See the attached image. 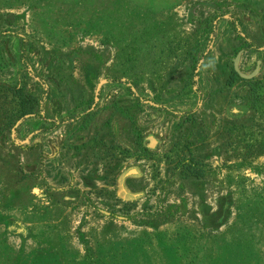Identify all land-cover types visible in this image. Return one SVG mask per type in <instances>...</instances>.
<instances>
[{"label":"rangeland","instance_id":"1","mask_svg":"<svg viewBox=\"0 0 264 264\" xmlns=\"http://www.w3.org/2000/svg\"><path fill=\"white\" fill-rule=\"evenodd\" d=\"M240 53L264 88V0H0V83L41 115L2 130L14 104L0 89V264H264V110L225 136L190 120ZM76 117L95 169L73 176L47 165ZM147 133L159 150H142ZM132 166L143 195L122 201L115 179Z\"/></svg>","mask_w":264,"mask_h":264},{"label":"flooded vegetation","instance_id":"2","mask_svg":"<svg viewBox=\"0 0 264 264\" xmlns=\"http://www.w3.org/2000/svg\"><path fill=\"white\" fill-rule=\"evenodd\" d=\"M246 45L249 44L248 40L245 39ZM242 54L247 51V48L244 47L241 49ZM242 55L239 60L238 67L241 63ZM260 63L259 60L256 61L255 67L253 68L252 72H254L256 69H258L260 74V66L258 65ZM233 70L230 73V70L227 72V78L223 81L222 84H216L213 82L212 86L209 87V96L207 97V101L210 104V108L208 110L203 109V103L197 104L195 109L191 112L190 120L192 125L195 128L203 126H207V134L210 132H217V135H229L231 131V127L238 126L239 129H242L243 132L246 128V122L247 113L252 111L256 113L259 111V115L263 113L264 110V88L257 87V77L253 76L251 78H243L241 77L238 72L235 70L234 64H232ZM240 70V69H239ZM250 72V73H252ZM236 77L239 81V92L238 94H231L230 88L231 83L234 81V78ZM215 83V84H214ZM222 94V95H220ZM203 105V106H202ZM128 111V110H127ZM128 116V125H130V130L132 129V136L130 138L132 144H127L125 147L129 150H133L134 145L136 142H138L139 134L135 133V130L139 131V126L136 124V119L133 111L129 112L127 114ZM33 117H41L40 112H38L37 115ZM208 118H210V122L208 121ZM76 120V128L70 124L68 134L66 135V138L64 139L62 145L60 147H56L55 150H53V159H50V162L48 166L52 168V162L58 163H67V166H72L73 170L79 171L83 167L84 170L90 169V166L93 167V163L91 160V156L88 155L87 150H85L86 142L83 141V137L81 136V132L78 128L82 127V125L87 126L88 120H81L77 117L74 119ZM90 123V122H89ZM251 125H256L254 122H250ZM82 124V125H81ZM205 124V125H204ZM113 128V135L115 138L120 141V143L123 145L124 142L120 138V132L118 129V123L117 121H114L112 124ZM78 129V130H77ZM192 130V138L195 137V131ZM129 130V129H128ZM212 131V132H211ZM48 133V132H47ZM99 132L97 131L92 138L95 139L97 137V134ZM44 135H47L45 133H42ZM204 134L198 133L195 138H193V145L194 148L197 146H202L204 142V139L202 138ZM164 139L159 137L158 135H154L152 133H147L144 136L141 137L140 146L142 150L146 152L151 151H157L161 146L164 144ZM33 145V144H32ZM102 146V144H99ZM209 142L207 141V147L209 146ZM63 146V147H62ZM38 150L39 155V144L34 143L33 149ZM88 156V157H87ZM43 155H40L41 162L44 161ZM50 157V156H49ZM51 157V158H52ZM82 158H84L82 160ZM108 158V157H107ZM83 161H85V165L83 166ZM40 162V161H39ZM40 162V164H41ZM139 167V166H138ZM55 170V166L52 168ZM82 169V170H83ZM71 170L69 173H73V176L76 172ZM118 177V176H117ZM117 177L115 179V196H116V181ZM69 179V178H68ZM68 179H64V181H69ZM63 180V179H62ZM129 181H127L126 184H128ZM129 187V184H128ZM130 188V187H129ZM131 189V188H130ZM118 199V197H116ZM120 200V199H119ZM123 201V200H122Z\"/></svg>","mask_w":264,"mask_h":264},{"label":"trees","instance_id":"3","mask_svg":"<svg viewBox=\"0 0 264 264\" xmlns=\"http://www.w3.org/2000/svg\"><path fill=\"white\" fill-rule=\"evenodd\" d=\"M0 89L4 91H10L11 101H13L14 108L11 114H7L5 109V122L2 126L4 129H12L17 120L23 119L26 116H35L39 112V104L34 94L26 92L24 86H10L5 83H0Z\"/></svg>","mask_w":264,"mask_h":264},{"label":"water","instance_id":"4","mask_svg":"<svg viewBox=\"0 0 264 264\" xmlns=\"http://www.w3.org/2000/svg\"><path fill=\"white\" fill-rule=\"evenodd\" d=\"M240 55H241V53L238 54V56L234 60L235 70L243 78L248 79V78L255 76L258 72V69H256L251 74L243 73L238 69V62H239ZM99 87H100V85H99ZM99 87H98V89H99ZM141 173L142 172L138 166L129 167V168L125 169L123 172H121V174L118 176L117 181H116V194H117V197L119 199L124 200V201H131V200H136L143 195V192H141V191L140 192L130 191V189L126 185L127 179L140 177L142 175Z\"/></svg>","mask_w":264,"mask_h":264},{"label":"crops","instance_id":"5","mask_svg":"<svg viewBox=\"0 0 264 264\" xmlns=\"http://www.w3.org/2000/svg\"><path fill=\"white\" fill-rule=\"evenodd\" d=\"M41 114H42V113H41ZM246 123H248V122H246ZM246 125H247V124H246ZM38 137H39V136H38ZM39 138H40V137H39ZM39 138H34V139L31 141L30 144L38 143V141H39L38 139H39ZM31 139H32V138H31ZM40 140H41V138H40ZM53 147H54V150H55L56 147H55V146H53ZM33 152L38 153V150L33 149ZM50 159H53V157H52V158H49L48 160L50 161ZM54 164L57 165L58 163H54ZM61 164H62V165L65 164V166H66L67 168H69V166H67V163H63V162H62ZM83 166H84V165H83ZM85 166H86V165H85ZM93 166H95V164H93ZM47 167H49V166L47 165ZM69 169L73 170V169H72V166H70ZM94 169H95V168H93V167L90 166V169H89L90 172H89L88 169H86V170L91 174V173H92L91 170H94ZM71 170H70V171H71ZM86 170H85V171H86ZM131 179H133V178H129V179H127V180H126V183H127V181H129V180H131ZM126 185H127V187H128V184H126ZM128 188H129V187H128ZM129 189H130V188H129ZM130 191H132V190H130ZM116 197H117V194H116ZM118 199H119V198H118Z\"/></svg>","mask_w":264,"mask_h":264}]
</instances>
